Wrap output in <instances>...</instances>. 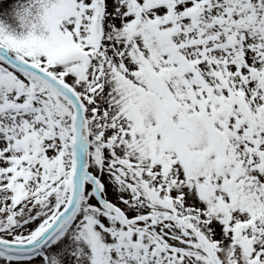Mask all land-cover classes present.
Returning <instances> with one entry per match:
<instances>
[{
	"label": "snow or ice",
	"instance_id": "6c2138e0",
	"mask_svg": "<svg viewBox=\"0 0 264 264\" xmlns=\"http://www.w3.org/2000/svg\"><path fill=\"white\" fill-rule=\"evenodd\" d=\"M0 264H264V0H0Z\"/></svg>",
	"mask_w": 264,
	"mask_h": 264
}]
</instances>
